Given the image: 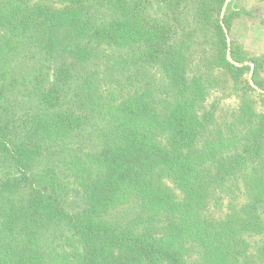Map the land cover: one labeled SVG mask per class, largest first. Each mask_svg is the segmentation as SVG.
<instances>
[{
	"label": "trees",
	"instance_id": "16d2710c",
	"mask_svg": "<svg viewBox=\"0 0 264 264\" xmlns=\"http://www.w3.org/2000/svg\"><path fill=\"white\" fill-rule=\"evenodd\" d=\"M235 15L0 0V264H264L263 60Z\"/></svg>",
	"mask_w": 264,
	"mask_h": 264
},
{
	"label": "rangeland",
	"instance_id": "374dc122",
	"mask_svg": "<svg viewBox=\"0 0 264 264\" xmlns=\"http://www.w3.org/2000/svg\"><path fill=\"white\" fill-rule=\"evenodd\" d=\"M226 6L228 11L237 14L228 38L233 39L250 56L263 60V69L258 77L264 80V0H226ZM159 77L157 74L156 78ZM246 78L249 79L250 75ZM218 94L213 93L209 100ZM234 102V99L221 101L225 106H233ZM166 184L172 187L170 182L166 181Z\"/></svg>",
	"mask_w": 264,
	"mask_h": 264
}]
</instances>
